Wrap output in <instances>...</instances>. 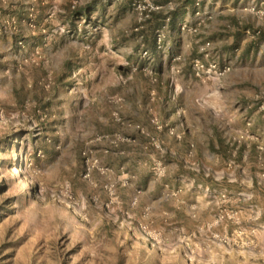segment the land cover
I'll list each match as a JSON object with an SVG mask.
<instances>
[{"label":"rangeland","instance_id":"rangeland-1","mask_svg":"<svg viewBox=\"0 0 264 264\" xmlns=\"http://www.w3.org/2000/svg\"><path fill=\"white\" fill-rule=\"evenodd\" d=\"M178 2L0 0V264H264V161L256 184L198 166L194 89L174 84L185 39L263 76L241 30L263 33L264 0H192L174 43Z\"/></svg>","mask_w":264,"mask_h":264},{"label":"crops","instance_id":"crops-1","mask_svg":"<svg viewBox=\"0 0 264 264\" xmlns=\"http://www.w3.org/2000/svg\"><path fill=\"white\" fill-rule=\"evenodd\" d=\"M191 2L192 0H180L172 12L173 17L171 15L168 28L169 36L172 37L174 43L179 36H185L183 32L179 31L178 25L182 18L189 17V14L194 12L195 7ZM158 25L159 23H153L151 29ZM248 29L249 27L243 26L241 31L244 36L253 40L258 37L260 48L264 49V31L261 35L259 33L252 36L247 34L249 33ZM190 40L185 39L183 42L190 44V50L183 62L180 63L178 78L174 79V84L179 87L183 86L186 97L192 96V92L189 90L194 89L196 108L200 112V117L195 122L196 134L194 138L196 143L206 149L200 152L203 158L200 157L197 164L205 168L209 167L213 172H218L224 169L223 166H226V170L231 168L237 173L242 172V176L238 174L237 178H242L244 181L253 180L251 174L254 172L256 184L259 182L257 163L264 161V115L257 111L256 106L253 105L254 102L243 103V98H252L256 86L264 87V75L255 76L252 80L250 73H235L234 63H240L236 59L237 55L234 54V57L230 55L234 51L235 44L222 46L219 42L209 40L211 44L209 53L207 56H202L198 50L201 41ZM260 52H263L264 59V51L261 50L257 53ZM195 57H200L205 64L216 62L219 66L229 65L230 71H232L221 76L212 75L206 79L196 77L192 69V61ZM242 113H246L245 115L250 117V125L243 124L245 118H242ZM234 135L244 137L238 148H232V144L228 142V138ZM210 147L213 150L210 154L211 162L208 164L206 158ZM195 153L197 152L195 151ZM235 178L236 176H233V179Z\"/></svg>","mask_w":264,"mask_h":264},{"label":"built area","instance_id":"built-area-1","mask_svg":"<svg viewBox=\"0 0 264 264\" xmlns=\"http://www.w3.org/2000/svg\"><path fill=\"white\" fill-rule=\"evenodd\" d=\"M201 0H195V5H199ZM151 7H153L151 5ZM153 8H157V7H153ZM198 14V12H196ZM168 19L166 18V21ZM185 24H183L181 26V29L183 30L185 28ZM163 28V27H162ZM162 28H158L155 30L154 33V41L157 47H160L161 45V41L163 39V29ZM204 45H209V42H206ZM148 55V51L147 50H143L141 53L142 57H145ZM207 56V53H202V56ZM192 69L194 72V75L196 77H205V78H209L212 75H216V76H221L224 75L226 72H228L230 70V66L229 65H224V66H219L216 62H209L207 64H205L204 62H202L200 57H195L192 61ZM254 105L256 106L257 111L264 115V95H256L254 96ZM109 194L112 196L113 195V190L109 187L107 188Z\"/></svg>","mask_w":264,"mask_h":264}]
</instances>
